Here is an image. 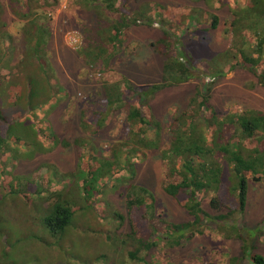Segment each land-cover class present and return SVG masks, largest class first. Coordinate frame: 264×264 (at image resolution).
I'll return each mask as SVG.
<instances>
[{
    "label": "rangeland",
    "instance_id": "obj_1",
    "mask_svg": "<svg viewBox=\"0 0 264 264\" xmlns=\"http://www.w3.org/2000/svg\"><path fill=\"white\" fill-rule=\"evenodd\" d=\"M21 1L26 11L25 0ZM47 1L34 3L38 18L50 19L45 20L52 32L43 62L46 68L49 66L55 93L62 90L65 96L55 94L54 102L45 104L33 114L27 100V76L29 72L37 73L39 64L28 62L26 67H19L17 74L8 75V70H1L6 79L0 88L7 91L3 98V114L16 123L30 118V125L42 133L37 131L39 134L34 136L28 130L22 134L23 144L10 147L9 153L0 150V264H139L130 259V248L122 243L126 224L113 217L115 212H125L124 196L129 185L146 187L154 195L155 212L161 218L150 220V216H145L158 230L164 228L162 221L180 223L189 221L190 216L162 189L166 169L161 163L160 150H143L145 157L135 151L140 158L135 156L130 160L134 175H129L119 161L113 164L112 151L130 139V125L124 110H102L99 101L102 86L110 75L115 81L127 79L140 88L161 83L163 59L151 44L168 32L174 50L196 59L200 68L207 69L203 72L213 75L217 70H224L228 73L217 78L203 73L196 81L165 88L155 95L145 111L152 122L150 136L154 137L155 124L161 126V148L168 142L166 129L174 115L186 109L198 88L204 92L205 88H211L210 102L222 117L244 110L264 112V85L250 69L236 66L229 71L234 59L225 58L227 51H232L233 56L238 54L233 33L227 34V31L234 20V11L244 8L247 0H128V8L136 13L148 6L156 22L133 24L126 42L108 60V68L101 62L89 66L79 53L87 44L86 32L105 24L110 17L116 19L118 14L104 12L100 18L81 4V0ZM9 3L10 0H0V19L6 25L4 31L10 34L6 42L9 64L15 66L24 57L23 27L28 20L16 16ZM213 16L218 17L216 29L212 28ZM249 45L256 49L255 40L250 39ZM99 51L96 49L93 54L97 56ZM107 57L102 54L104 61ZM103 71L105 74L101 73ZM38 77L41 90L47 78L40 73ZM47 95L35 96L32 106L47 99ZM51 133L54 140L50 141ZM77 140L80 148L76 146ZM80 153L85 156L82 161ZM109 163L115 166L112 172L104 179L99 177L94 187L90 186L93 179L89 178L85 191L82 182L86 176L78 174L82 170L97 171L100 165ZM74 175L79 179L71 197L76 207L85 209L77 212L74 224L68 227L59 243L57 237L50 236L45 223L43 207L47 208L51 202L44 200L49 195L44 190H59L62 187H58L57 177H61L65 186L64 179ZM66 183L68 185L69 180ZM12 191L19 194H12ZM94 192L97 197L93 196ZM224 192L222 188L221 194ZM210 198V194L200 196L203 208L212 216L230 211L228 208L221 212L212 210ZM90 200L94 201L93 209L87 204ZM203 231L182 247L161 244L148 254L147 260L156 255L164 261L194 263L198 257L199 261L211 258L215 264H226L228 256L241 255L244 245L264 256V181L249 183L243 213L236 212L225 224L208 222Z\"/></svg>",
    "mask_w": 264,
    "mask_h": 264
},
{
    "label": "trees",
    "instance_id": "obj_2",
    "mask_svg": "<svg viewBox=\"0 0 264 264\" xmlns=\"http://www.w3.org/2000/svg\"><path fill=\"white\" fill-rule=\"evenodd\" d=\"M40 1L48 3L47 0H25L23 3L27 10L24 11L21 0H10L11 11L19 18L28 20L23 27L26 41L24 57L15 66L9 64L11 61L8 59L9 50L6 48V42L10 34L4 31L6 25L0 19V87H3V81L6 79V76L1 73L2 69L8 70V75L9 73L17 74L19 67L38 63L37 73L29 72L27 76V100L33 114L37 109H43L45 104L54 102L57 94L65 96L62 90L55 93L56 86L51 82L49 66L46 68L43 62L52 32L47 22L50 19L46 16L38 18L37 9L34 10V3L39 4ZM81 1V4L92 10L97 17L101 18L104 12L110 15L118 14L116 19L110 17L111 20L107 19L105 24L94 26L88 33L86 32L87 44L79 55L85 57L86 64L91 67L97 66L99 62L106 64V68L109 67L108 60L126 42L133 24L139 22L154 24L156 22L155 17L150 16L148 6L145 10L136 13L128 8V0ZM119 1H122L120 5H118ZM217 25L218 17L213 16L212 28L216 29ZM228 33H233L234 47L238 53L234 56L232 51L225 53V58L234 59V64L229 71H233L236 66L250 69L264 85V0H247L244 8L234 11V20ZM89 35L90 38H88ZM250 39L256 41L255 50L249 45ZM171 41V34L164 32L162 38L151 44L163 59L161 83L140 88L127 79L115 81L110 75L109 80L102 86L99 101L103 111L124 110L130 125V139L119 149L115 148L112 151L115 159L113 164L119 161L124 164V169H128L129 175H134V165L130 160L135 156L140 158L135 151L145 157L143 150H160L161 163L166 169L162 189L187 212L190 220L180 223L162 221L164 228L158 230L145 216H150V220L156 217L161 218L155 212L154 195L146 187L136 185L127 187V193L124 196L125 212L123 214L115 212L113 217L126 224L127 232L122 243L130 248L128 252L130 259L139 264H215L211 258L199 261L198 257H195L196 263L193 261L175 263L170 260H160L156 255L150 256V261L147 257L161 244L171 248L187 245L196 233L204 232L203 228L208 222L215 221L225 224L226 220L233 219L236 212L245 211L249 183L264 181V112L244 110L222 117L210 102L211 88H205V92L198 88L186 109L174 115L166 129L168 142L161 148V126L155 124L154 137L150 136L149 127L152 122L145 111L146 107L149 109V103L155 95L165 88L196 81L203 73L205 76L214 78L224 77L228 73V71L217 70L213 75H208V72H203L207 69L200 68L197 60L192 56L184 52H176L175 45ZM96 49L100 50L97 56L93 54ZM102 54H107V60L102 59ZM91 56L95 57L91 58ZM39 73L46 75L47 78L41 90H39L41 86ZM101 73L105 74V71ZM5 94L7 91L0 88V150L9 153L10 147L23 144L22 134L24 132L29 130L37 136L42 131L35 130L30 125L32 121L30 118L17 123L9 121L3 114ZM46 94H49L47 99L39 102L35 105L36 107L32 106L35 96ZM49 137L50 141L54 140L53 133ZM79 142V140L75 142L78 148H80ZM64 144L69 145L67 142ZM84 158V154L80 153V160ZM91 158L97 160L94 155H91ZM113 164L100 165L97 171L87 170V168V171L82 170L78 175L86 176L85 181L82 182L84 190L87 191L89 178L93 179L90 183L92 187L99 177L106 178V174L111 173L112 168L115 167ZM106 167L108 170L105 169ZM111 175L114 176L113 173ZM79 176L74 175L67 180L62 177L65 186L62 185L61 177L58 176V187L62 188L52 191L44 190L49 193L44 200L51 202L47 208L43 207L45 223L50 230V236L57 237L59 243L64 239L68 227L74 224L77 212L85 209L76 207L72 199L74 197H71ZM222 188L225 189L223 194H221ZM11 193L13 194L14 191ZM14 194H19V192ZM203 194L211 195L209 204L212 210L221 212L223 208H228L230 211L227 214L212 216L203 208L200 199ZM67 195L70 196L67 197ZM93 196L97 197L95 192ZM53 199L54 202H52ZM93 202L90 200L87 203L90 207L92 206L91 209L94 207ZM228 263L264 264V256L253 253L248 245H244L240 256H228L226 264Z\"/></svg>",
    "mask_w": 264,
    "mask_h": 264
}]
</instances>
